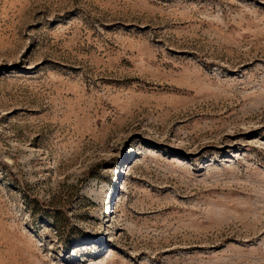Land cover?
<instances>
[{
	"label": "rangeland",
	"instance_id": "rangeland-1",
	"mask_svg": "<svg viewBox=\"0 0 264 264\" xmlns=\"http://www.w3.org/2000/svg\"><path fill=\"white\" fill-rule=\"evenodd\" d=\"M0 264H264V0H0Z\"/></svg>",
	"mask_w": 264,
	"mask_h": 264
}]
</instances>
